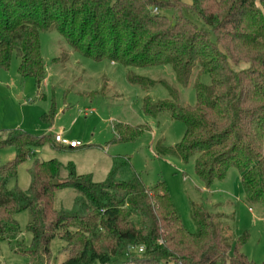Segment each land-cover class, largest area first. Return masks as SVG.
Returning a JSON list of instances; mask_svg holds the SVG:
<instances>
[{
	"label": "trees",
	"instance_id": "1",
	"mask_svg": "<svg viewBox=\"0 0 264 264\" xmlns=\"http://www.w3.org/2000/svg\"><path fill=\"white\" fill-rule=\"evenodd\" d=\"M258 2L0 0V67L7 68L16 55L18 73L34 78L39 87L44 79L39 31L53 25L81 55L124 67L169 65L183 87L196 69L193 106H180L176 91L165 85L170 98L151 102L145 97L144 110L169 111L184 123L174 153L183 161L194 156L195 173L206 185L233 167L246 197L264 202V0ZM167 9H177L172 20L160 13ZM126 75L129 82L147 86L146 78L129 70ZM115 129L124 140L145 127L117 124ZM42 144L70 149L51 133H0V148L15 149L0 167V241L24 255L26 264H50L54 238L64 242L65 257L58 264H254L240 251L245 236L223 238L212 214L197 204L190 209L195 231H187L164 182L145 185L127 158H112L101 182L77 174L72 164L59 180L60 163L33 158L27 189L9 187L18 166L30 158V148ZM62 187L76 190L68 210L54 208L55 192ZM20 212L27 215L28 244L19 237L15 215Z\"/></svg>",
	"mask_w": 264,
	"mask_h": 264
},
{
	"label": "rangeland",
	"instance_id": "2",
	"mask_svg": "<svg viewBox=\"0 0 264 264\" xmlns=\"http://www.w3.org/2000/svg\"><path fill=\"white\" fill-rule=\"evenodd\" d=\"M184 6L192 0H181ZM256 4L259 6L258 0ZM185 11L184 7L182 8ZM153 12H157L153 9ZM172 20L177 9L160 11ZM185 15L199 27L204 24L191 12ZM40 56L44 79L40 86L34 78L18 73V58L12 55L7 68L0 67V133L21 130L33 135L63 132L69 139L80 141L76 149H60L42 144L30 148V158L17 168L15 181L9 187L27 189L30 181L28 167L33 158L50 159L61 164L59 180L67 177L66 166L72 164L77 174L90 175L93 182L103 181L111 169L112 158H127L147 185L164 182L170 199L177 210L184 228L195 231L190 217L192 204L201 206L212 214L223 238L245 236L240 251L254 264L264 262V202L262 198L246 197L237 169L229 167L222 179L214 178L206 185L195 173L194 156L187 161L175 155V147L181 142L184 123L171 116L169 111L146 112L143 100L151 102L170 98L165 85L177 93L180 106L195 104L193 87L196 69L190 81L183 87L174 78L169 65L145 68L124 67L109 59L96 60L81 55L51 25L39 31ZM146 78L141 87L131 83L127 72ZM203 75L202 81L208 82ZM90 111V112H89ZM45 114L51 120L43 119ZM127 124L145 129L133 139L122 140L115 126ZM164 151V155H157ZM15 155L12 146L0 148V167ZM60 183V181H59ZM76 190L62 187L55 192L54 208H71ZM19 237L30 241L26 230L27 215H15ZM64 242L54 238L49 244L52 259L58 264L64 259ZM24 255L14 254L6 241H0V264H26Z\"/></svg>",
	"mask_w": 264,
	"mask_h": 264
},
{
	"label": "built area",
	"instance_id": "3",
	"mask_svg": "<svg viewBox=\"0 0 264 264\" xmlns=\"http://www.w3.org/2000/svg\"><path fill=\"white\" fill-rule=\"evenodd\" d=\"M53 136H54V141L61 146H65V147L70 148V149H75V148H78L80 146H83V144L80 141L70 140V139L66 138L65 136H63L62 133H55Z\"/></svg>",
	"mask_w": 264,
	"mask_h": 264
},
{
	"label": "crops",
	"instance_id": "4",
	"mask_svg": "<svg viewBox=\"0 0 264 264\" xmlns=\"http://www.w3.org/2000/svg\"><path fill=\"white\" fill-rule=\"evenodd\" d=\"M46 133H49V132H46ZM46 133H43V134H46ZM59 133H62L63 134V136H65V133L63 132V130H61V132H59ZM66 137V136H65ZM66 138H68V137H66ZM69 139V138H68ZM70 140H73V139H70ZM80 147H82V146H80ZM79 148V147H78ZM76 149V148H75Z\"/></svg>",
	"mask_w": 264,
	"mask_h": 264
},
{
	"label": "water",
	"instance_id": "5",
	"mask_svg": "<svg viewBox=\"0 0 264 264\" xmlns=\"http://www.w3.org/2000/svg\"><path fill=\"white\" fill-rule=\"evenodd\" d=\"M58 181L56 179L53 180V185H57Z\"/></svg>",
	"mask_w": 264,
	"mask_h": 264
}]
</instances>
